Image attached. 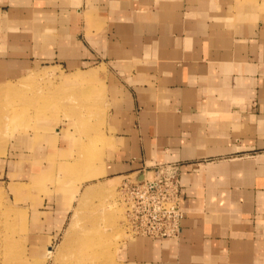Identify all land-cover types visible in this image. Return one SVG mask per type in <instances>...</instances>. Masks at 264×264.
Masks as SVG:
<instances>
[{
  "label": "crops",
  "instance_id": "obj_1",
  "mask_svg": "<svg viewBox=\"0 0 264 264\" xmlns=\"http://www.w3.org/2000/svg\"><path fill=\"white\" fill-rule=\"evenodd\" d=\"M46 62L110 75L99 177L180 166V235L128 264H264L263 0H0V79Z\"/></svg>",
  "mask_w": 264,
  "mask_h": 264
},
{
  "label": "rangeland",
  "instance_id": "obj_2",
  "mask_svg": "<svg viewBox=\"0 0 264 264\" xmlns=\"http://www.w3.org/2000/svg\"><path fill=\"white\" fill-rule=\"evenodd\" d=\"M32 66L0 79V264H64L85 233L96 264H128L127 244L146 237L130 232L125 177L82 178L112 160L110 75Z\"/></svg>",
  "mask_w": 264,
  "mask_h": 264
},
{
  "label": "built area",
  "instance_id": "obj_3",
  "mask_svg": "<svg viewBox=\"0 0 264 264\" xmlns=\"http://www.w3.org/2000/svg\"><path fill=\"white\" fill-rule=\"evenodd\" d=\"M124 177L119 191L127 198L130 232L159 240L178 238L185 216L180 166L155 164Z\"/></svg>",
  "mask_w": 264,
  "mask_h": 264
},
{
  "label": "bare ground",
  "instance_id": "obj_4",
  "mask_svg": "<svg viewBox=\"0 0 264 264\" xmlns=\"http://www.w3.org/2000/svg\"><path fill=\"white\" fill-rule=\"evenodd\" d=\"M78 78L79 79H85L81 75ZM12 107H15V106H12ZM40 109H44V108L42 107ZM11 110H10V113H12ZM21 113L23 115V112H21ZM36 116L39 117V116H44V115H42V111L40 110L39 113L36 114ZM92 169L93 168H90L89 170L87 169V172H86V173H88L87 176L86 177H82V178L84 179V178H90V177H97V176L101 175V173L98 171V168L94 167V170H92ZM101 208H102V210L104 209V207H101ZM93 237L97 238V234H94ZM93 237H92L91 233L81 234L80 239H78V244L71 249L70 260L65 262L64 264H96L94 259H96L97 255L95 254V251H94V249L92 247V239H94ZM102 240L104 241L103 238H100L96 242L97 243H102L103 242ZM47 257L48 256H45L43 258V260H42L43 262H41V264H45L46 263V258ZM64 257H65V255H64ZM97 264H101V263L98 261Z\"/></svg>",
  "mask_w": 264,
  "mask_h": 264
}]
</instances>
